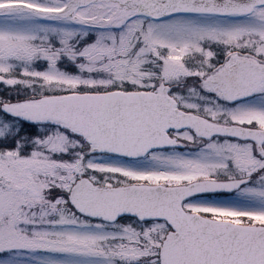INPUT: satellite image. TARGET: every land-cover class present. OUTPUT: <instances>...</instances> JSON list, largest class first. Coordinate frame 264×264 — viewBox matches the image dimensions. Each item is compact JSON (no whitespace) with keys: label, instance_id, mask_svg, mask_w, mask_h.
<instances>
[{"label":"snow or ice","instance_id":"snow-or-ice-1","mask_svg":"<svg viewBox=\"0 0 264 264\" xmlns=\"http://www.w3.org/2000/svg\"><path fill=\"white\" fill-rule=\"evenodd\" d=\"M0 264H264V0H0Z\"/></svg>","mask_w":264,"mask_h":264}]
</instances>
